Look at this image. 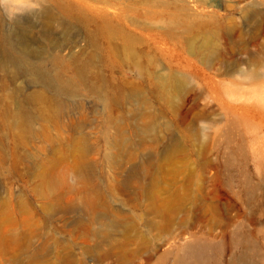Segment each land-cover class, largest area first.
Masks as SVG:
<instances>
[{
  "label": "rangeland",
  "instance_id": "rangeland-1",
  "mask_svg": "<svg viewBox=\"0 0 264 264\" xmlns=\"http://www.w3.org/2000/svg\"><path fill=\"white\" fill-rule=\"evenodd\" d=\"M27 1L0 0V20L9 21L16 36L11 50L15 56L32 53L26 44L32 36L15 21L41 25L35 3L16 8ZM61 1L81 10L89 24L88 29L77 23L67 26L69 36H83L75 50L80 59L70 62L68 70H57L52 61L42 64L48 71L55 68L53 73L58 71L65 81L73 79L77 66L89 62L94 42L85 35L101 33L103 14L117 28L140 36L141 50H149V39L152 67L169 68L167 56L156 59L158 45L150 40L156 31L146 30L150 24L156 30L155 21L142 15L163 2L169 8L187 5L204 18L214 16L207 29L216 56L211 69L199 65L189 77V90L178 98L170 89H160L162 78L136 73L132 60L107 56L94 61L73 95L58 97L62 113L36 126L48 128L56 145L27 138L25 148L4 125L5 110L19 103L30 115L53 114L56 96L32 73L0 66V264H11L28 232L33 237L22 256L24 264L34 253L42 264L58 263L65 256L75 264H264V0H228L204 8L183 0ZM54 6L57 22L65 25ZM115 13L121 14L120 20ZM96 37L109 52L100 35ZM163 42L174 54L175 66L179 52L167 38ZM41 46L47 51L51 44ZM33 58L30 62H37ZM139 65L150 66L145 59ZM98 86L104 97L115 101L112 105L104 106L93 92ZM34 92L45 94L44 100H25ZM133 92L143 96L144 104L128 100ZM137 127L150 129L141 137L143 143ZM120 130L127 150L106 142ZM79 137L91 149L82 161L86 169L81 177L67 149ZM53 147L56 155L50 153ZM37 165L46 171L45 178L34 176ZM136 168L145 179L131 175ZM58 199L57 209L49 210ZM123 221L135 226L128 240L114 227ZM189 244L204 250L188 257L182 249Z\"/></svg>",
  "mask_w": 264,
  "mask_h": 264
},
{
  "label": "bare ground",
  "instance_id": "bare-ground-1",
  "mask_svg": "<svg viewBox=\"0 0 264 264\" xmlns=\"http://www.w3.org/2000/svg\"><path fill=\"white\" fill-rule=\"evenodd\" d=\"M183 1L194 4L200 8H204L205 6L211 7L214 4L220 7L223 6L228 0H183ZM244 1H251V0H241V2ZM176 2H178V0H175V3ZM31 3H35L38 6L37 15H39L38 17L41 20V21L39 20L41 22V25L40 23H35L36 25L39 24L38 27L37 26L35 27V25L32 26L33 24L30 26L31 22L28 23L29 21L27 22V20H26L27 23L22 22V20L21 22L16 19L14 20H16L15 22L19 24L23 30L26 31V33L28 34L26 35L28 37H29V33L32 36V38L29 37L30 39L26 43L29 47V51L31 48L32 53L31 54L18 53V55L15 56L11 52V50L13 49V44L15 42L14 37L16 36L13 34L12 30H10L11 28H9V24L11 25V23L7 24L6 22L9 21L5 22V19L0 20V66H3L4 68H6V70L15 67L17 69V72L19 69L21 71L22 70L25 72L27 71L29 72V74L32 73L35 77L36 82L41 84L42 88L44 87L43 89L45 88L49 90L51 89L54 92L56 98L53 101L55 104L56 111L53 114H50L49 112L48 114L38 113L36 115L34 113V115H30L29 113L25 112L26 110H24L22 104L19 103L16 104L14 109L5 110L2 120H4L5 123L4 125H6L8 129L11 130V133L12 132L14 133L16 137L14 139H17V141L19 142L20 144L19 147L21 146L24 147V145H26L25 140L27 138L30 141L41 139L43 142L48 143L50 145L55 143L53 138L48 134V130H47L48 128L47 129L41 128V130H37L39 127L37 128L36 126H38V124H40L43 121L52 122L57 117V115H60L62 113L63 107L61 104L58 103V97L73 95L74 93L73 89L76 87V85H78L79 79L86 77L85 73H87L90 70L92 63L97 60H102L103 57L112 56L117 59L124 58L128 61L132 60L136 62L137 66L134 68L136 69L135 70L136 73L139 74L146 73L147 75H156L162 78L163 79L162 82L161 79L159 80V84L161 85L160 89L162 91L163 90L168 91V89H170L172 96L177 98L183 96L189 90L190 88L189 77L192 73L196 71L199 65H202L204 68H208V69H211L213 66V60L216 56V51L214 49L213 42L208 37L209 36L208 31L210 29H207V23L211 25V23H213L214 21L213 19L214 16L211 15L204 18L203 15L195 14L193 9H191L187 5H182L181 7L176 6L173 8H169V7H165L163 5V3L165 2H163L162 3L163 6L161 5V7H159L160 9L159 8L147 9L145 12L142 13V15H144L146 19H148L147 17L150 16V19L155 21L154 25L156 26L157 29L156 30L153 29L152 25L150 24V26H148L146 30L149 32L148 34H151L156 31L155 34L150 35V40L153 41L155 45H158V50H156L155 52L158 53L159 57H157L156 59L161 60L162 58L167 56L168 60L170 61L169 63L171 65L169 68L166 69L161 67L162 69H160L159 68L160 66L152 67L154 66L155 60L154 57H152L150 54L151 51L153 50L150 46L149 39L147 42V46L149 50L147 49L141 50L139 46H141V44L143 43L141 42L140 36H136L132 32L131 33L126 32L125 29L122 27L117 28L107 18H105L106 16L103 14L102 15L103 23L101 25V28H99V31L101 33L97 35H100V39L102 40V42L108 45L110 51L105 52L101 48V44L95 42L96 41L95 38H97L96 37L97 35L92 31H87L85 35V40L94 42L92 43L94 52H92L89 55V59H88L89 62L87 64L79 67L77 66L75 68L73 79H71L70 81H65V79H63L58 74V71H56L55 74L53 73L55 68L54 70L49 69L50 71H48L44 69L42 64H44L45 61H50V62L52 61L54 63V66L55 67L57 66L56 67L58 68L57 70L64 72L65 70H68L70 68L69 65L70 62H74L75 64V62H77L80 59L79 56L76 55V52L78 53L77 49L78 48L80 49V47L82 46L81 42L83 36L82 35L69 36L68 34L69 29L67 28V26L72 23H77L82 27L88 29L89 24L86 23L85 18L81 13V10L75 9V7L65 4L61 0H36L35 2H31L29 0L27 2H23L22 7L17 6L16 8L20 10L21 9L25 10V8L30 7ZM55 3H57L58 12L62 14L63 18H65L66 20L65 25L57 22L59 18V14L56 13L53 9V7H55L54 6ZM115 14L120 20L121 14L120 13L119 14L115 13ZM38 17L36 16V18ZM141 36H144V34H141ZM165 38H167L170 41V44L173 47H175L176 50H178L179 52L178 54L180 55V57L178 58L177 64L175 66L172 65L174 54L168 51V49L165 46V43L163 42ZM24 39L26 38H23V40ZM198 41H200V45H198ZM46 43H49V45L51 44L50 49L47 51L41 48L42 47L41 44L46 45ZM14 50H15V46H14ZM23 50H25V48ZM75 50L77 51L75 52ZM166 52H168L169 54H167ZM32 58L35 61L37 60V62L31 63L33 62V61L30 62ZM142 59H145L148 65L150 64V66L147 67L140 66L139 64ZM45 66H47V63ZM15 68L12 70L13 72L10 71L12 72V75L14 73ZM163 69H166V71ZM4 71L5 70H3V72ZM98 87L99 88H95L93 92L99 97L102 104L104 106H108L109 104L112 105L115 101L113 100L109 101L108 98L104 97L103 96L104 90L102 86H98ZM17 93L18 94H16L17 95L16 98H18L21 95V94L19 95V92ZM44 95L45 94L40 92H34L32 94H29L25 98V100L32 101V103L36 104L44 100ZM7 96H9V94H7ZM11 97L12 96H10V98ZM128 100L137 101V102L140 101L142 104H144L143 96L136 92L131 93L128 96ZM118 101L120 100L117 99L116 102ZM173 104L174 103L172 102V105ZM8 106L9 105H7V108H9ZM45 125L48 127L47 124ZM39 126L41 127V125ZM149 132L150 129L148 127H143V128L137 127V134L140 136L139 138L142 141L141 143H143L144 141V138L141 137L147 136ZM106 142L109 145H111V148L113 147L116 150L117 149L123 150V148L125 149V146L127 144V142L123 138L121 130L119 131L118 136L116 138L112 139L111 137H108L106 139ZM67 149H69L68 151L69 157H73L74 159L76 172L81 177V174L84 173V170L86 169V164L82 161L84 157L91 152L90 147L86 146V138L84 137L77 138L76 140L68 144ZM168 150L171 151L170 147L166 148V151ZM57 151H58L57 148L53 147L50 153L56 155ZM76 154H78L79 156H75ZM111 158L109 159V161L111 160ZM122 159L124 160V158ZM34 169L36 171V175L34 172L35 177L37 176V177L45 178L46 171L43 170V168L37 165L34 167ZM139 172H140L139 169L133 170L131 172V175L134 178H137L138 180L141 181L146 177L143 178L142 177L143 174L140 172L139 175ZM144 176H146V174ZM133 177L132 179H134ZM56 201L57 202L55 205H51V207L48 208L49 210L54 211L55 209H57L60 200L58 199ZM89 203L92 204V202L89 201L86 202L87 205ZM151 226L155 227V225L152 224ZM114 227L116 229L119 228L121 229V231H119L120 236L124 237L126 240L129 239L130 233L135 230V226L132 223H128L127 221H123L120 225ZM32 237H33L32 232H28L21 237V242H22L21 250L19 254H14L10 257L11 264H24L22 262V256L26 254L27 251L29 250L31 246L30 240H32L31 239ZM203 250L204 249L198 246L197 244H189L183 247L182 249V251L188 257H192L197 255L198 253H202ZM39 256L38 253L32 254L31 256H29L28 263L42 264L43 262L40 261ZM52 264H75V261L71 256H65L61 258L58 263H52Z\"/></svg>",
  "mask_w": 264,
  "mask_h": 264
}]
</instances>
